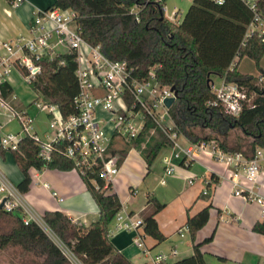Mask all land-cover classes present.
<instances>
[{
	"label": "trees",
	"instance_id": "obj_1",
	"mask_svg": "<svg viewBox=\"0 0 264 264\" xmlns=\"http://www.w3.org/2000/svg\"><path fill=\"white\" fill-rule=\"evenodd\" d=\"M255 2L257 17L264 21V0ZM134 6L138 7V21L129 14ZM50 8L75 12L81 37L92 46H99L109 59L125 61L138 78L147 77L153 69L158 84L171 87L176 94L169 115L176 133L187 141L215 140L224 151L240 152L246 159L253 158L257 148H264V70L260 67L264 42L257 31L249 34V26L258 25V21L244 0H224L221 5L210 0H192L185 13L187 20L238 43V62L231 69L205 64L199 56L197 40L165 18L161 7L146 0H54ZM243 59L253 63L259 71L258 77L238 70ZM75 71L73 55L58 56L43 62L40 73L28 86L37 100L57 106L60 115L67 117L76 114L73 104L78 94ZM21 72L27 75L25 70ZM212 76L236 83L246 90L250 105L245 106L238 117L227 116L219 108L206 105L213 99L208 85ZM0 91L4 98L13 94L9 84L2 85ZM152 128L154 125L148 123L139 138L130 144L142 158L147 173L158 155L171 146L167 137L157 129V137H149ZM127 151V148L118 151L119 164L126 158ZM8 152L22 176L16 186L22 195L29 191L31 170L70 172L74 169L73 163L60 152L53 154L50 163L41 162L38 148L29 138L20 141L18 151ZM80 178L98 209V220L83 226L62 212L46 211L42 221L82 264H132L108 238L112 221L122 207L117 194L111 185L105 189L96 173ZM164 207L156 197L148 194L145 209L140 214L144 236L157 244L165 241L156 221V215ZM211 209L212 205L208 204L187 217L185 225L189 228L192 254L177 262L163 264H205L202 247L210 243L212 237L200 243L195 242V238L208 223ZM23 219L19 208L10 212L0 208V253L18 251L21 255L41 260L35 264H70L39 225L33 221L24 224ZM252 232L264 236V220L255 223Z\"/></svg>",
	"mask_w": 264,
	"mask_h": 264
},
{
	"label": "built area",
	"instance_id": "obj_2",
	"mask_svg": "<svg viewBox=\"0 0 264 264\" xmlns=\"http://www.w3.org/2000/svg\"><path fill=\"white\" fill-rule=\"evenodd\" d=\"M210 1L217 5L224 2ZM244 1L255 13L258 21V25L249 26V34L257 31L264 42V21L257 17L256 2ZM23 2L24 0H8L12 9L18 8ZM146 2L164 10V0ZM129 14L134 15L138 21L137 6L132 7ZM177 14L178 12H173L167 19L174 23ZM76 19L77 14L71 10H36L32 14L26 37L20 36L15 40L0 43V87L9 84L14 73L28 84L40 73L43 62L63 55H73L75 58V78L78 85V94L73 100L76 114L62 117L55 105L42 101L33 103L35 108L47 117V128L43 136L35 131V118L13 105L16 97L11 95L4 98L0 91V111L8 115L9 121H16L18 125L17 132L1 135L0 148L18 151L20 141L29 138L38 148V158L41 162L50 163L53 154L60 152L65 159L73 163V171L79 177L96 173L104 182V188L108 189L109 185H113L120 172V166L125 161L119 164L118 151L124 147L128 149V153L136 151L130 144L137 140L148 123H151L154 128L149 130V135H154L157 129L171 143L169 153L161 157L165 176L174 174L178 163L189 167L199 156H208L235 171L231 177L233 196L244 204H257L264 219V196L259 192L264 148H257L253 158L246 159L240 152L224 151L215 140L191 143L178 135L169 115L170 108L164 104L166 99L175 97L176 100L174 90L171 87H161L154 77L153 69L147 77L138 78L134 75V69L125 61H113L106 57L99 46H92L81 37ZM22 70L27 72L26 76ZM208 85L213 94V99L206 104L210 108H219L223 114L236 118L245 106L250 105L246 90L236 83H227L221 79L219 86H215L213 81H209ZM179 138L187 144L181 146ZM240 173L241 177L238 176ZM192 182L193 180L188 181L189 184ZM211 183L212 180L206 182V186ZM129 191L132 196L138 193L134 187ZM0 192L4 193L5 210H15L16 205L12 203L14 190L2 183ZM202 194L206 196L207 189ZM51 196L57 202H63L55 192H52ZM30 221L41 227L70 264H82L46 227L42 218L27 219L24 216V224ZM121 232L134 234L133 246L148 260L146 264L169 262V257L164 254H151V250L143 241L142 220L135 218L122 207L112 221L108 237ZM188 233L187 225L177 230L180 238ZM171 255L175 256L176 251L172 250Z\"/></svg>",
	"mask_w": 264,
	"mask_h": 264
},
{
	"label": "crops",
	"instance_id": "obj_3",
	"mask_svg": "<svg viewBox=\"0 0 264 264\" xmlns=\"http://www.w3.org/2000/svg\"><path fill=\"white\" fill-rule=\"evenodd\" d=\"M53 2L54 0H24L18 8L12 9L8 0H0V43L15 40L20 36L26 37L32 14L36 10L50 8ZM197 50L199 56L201 52L214 51L213 53H217V49L213 46H207L198 41ZM260 67L264 70V58L260 63ZM13 75L19 76L17 73ZM9 85L12 88L11 82ZM12 95H14V91ZM15 102H17V98ZM16 106L29 113L21 103L17 102ZM38 115H35V131L38 135L43 136L46 128L41 129L39 128L40 124L36 125ZM7 118L0 113V138L2 134L9 133L6 127L10 121ZM184 142L186 143L185 140ZM121 147L124 146L121 145ZM124 149L126 147L122 150ZM132 152L135 151L129 153L127 151L125 161L123 160L124 162L122 161L123 163L120 166L121 172L124 170V165ZM167 153H169L168 148L161 152L158 163L160 179L157 187L151 190L146 189L139 201H136V197L130 198L129 196L124 197L122 202L120 201L122 208L125 207L128 213L138 218L145 209L148 194L156 197L160 203L165 205L164 209L156 215L159 230L165 237V241L160 244L156 242L150 244L151 254H164L169 257V263L189 257L192 254V242L191 239L190 241H184L189 233L187 236L180 238L177 230L185 226L188 216L195 215L208 204H211L213 209L210 211L209 221L196 234L195 238V242L200 243L204 239L212 237V241L202 247L205 254V264H264V236L252 232L254 224L262 222L264 219L257 204H244L233 196L231 177L235 171L215 162L208 156L202 155L189 167H184L178 163L174 174L165 176L161 157ZM136 155L140 156L138 153ZM150 173L151 171L147 173L145 169V176ZM190 174L194 177L189 179L188 175ZM238 176L241 177L242 174L240 173ZM30 177L29 191L26 194H20L16 190V186L22 179L21 173L10 153L0 148V187L2 183H5L14 190L12 203L22 211L25 218L35 217L41 219L46 211H59L73 222H78L83 226H88L98 220V209L83 181L73 170L70 172L46 169L42 171L31 170ZM189 180H193L192 184L188 183ZM211 180L212 183L206 186V182L208 183ZM114 183L112 185L113 192H115ZM44 185H47V187ZM169 189L172 190L170 195L168 193ZM205 189L208 191L206 196L202 194ZM52 192L62 198L63 202H57L51 196ZM259 192L264 196V165L261 166L259 176ZM137 195H139V192ZM3 198L4 193L0 192V201ZM170 199L180 201V209L182 214L185 212L186 217L183 221L175 219L173 222H169L168 226H171V229L169 232H164L166 226L161 223L159 215L168 208ZM65 202L66 204L62 205ZM80 202L85 205V208L76 209ZM133 236V233L121 232L108 238L115 249L122 253L132 264H146L148 260L133 246ZM166 243L167 247L163 248ZM172 250L176 251L175 256L171 255Z\"/></svg>",
	"mask_w": 264,
	"mask_h": 264
},
{
	"label": "rangeland",
	"instance_id": "obj_4",
	"mask_svg": "<svg viewBox=\"0 0 264 264\" xmlns=\"http://www.w3.org/2000/svg\"><path fill=\"white\" fill-rule=\"evenodd\" d=\"M192 0H165L163 14L165 18H168L172 15V12H178L177 16L174 19V23L181 26L185 29L190 35H192L198 42L201 44H206L207 46H213L217 49V53H213L214 51L201 52L200 57L203 62L207 65H219V67L223 69H229L231 66L235 65L238 62L236 57V52L238 48V43L228 37H225L221 34H218L212 30H209L205 27H202L196 23H193L185 18V13L190 7ZM234 59V60H232ZM239 71L245 74H250L252 76H259V71L255 69L253 63L249 59L241 60L239 66ZM215 86H219L221 83V78L212 76L211 77ZM12 88L14 91V95L17 98V102L21 103L24 109L29 111V115L35 118V115L39 114L36 117V125L40 124L39 128L45 129L47 128V117L45 113L39 112L33 103H39L42 100L38 99L37 96L31 91L28 84H26L19 76H12ZM17 102H13V105H16ZM17 107V106H16ZM19 108V107H18ZM5 117H8L7 114L0 111ZM6 119V118H5ZM9 119V117L7 118ZM7 125V131L15 133L18 131V125L16 121H10ZM157 133L155 132L152 137H157ZM163 134V133H162ZM164 135V134H163ZM150 137V135H149ZM148 140V139H147ZM179 144L181 146H185L186 143L183 139L179 138ZM132 155L129 156L127 162L125 163V168L121 172H119L118 176L115 179L114 187L115 192L119 196L120 201L124 199V197H136V201L142 199V194L146 189L151 190L157 187L160 176L159 159L161 153L158 155L156 160L154 161L151 167V173L148 176H145V168L144 162L142 158L137 154V152L130 153ZM142 160V161H141ZM214 162V161H213ZM79 176V175H78ZM189 179L193 178V175H188ZM130 187H134L139 192V195L132 196L130 194ZM168 192L169 195L171 194ZM182 195V194H181ZM168 208L164 210L160 215L159 219L162 224H165L164 232H169L171 226H168L169 222H173L175 219L178 221H183L185 219V212L182 214L180 209V201L173 199L168 202ZM66 202L62 205H65ZM61 205V206H62ZM135 207H137L135 205ZM85 208L82 202H80L79 206H76V209ZM126 209L125 207H123ZM128 212V211H127ZM137 216H135L136 218ZM138 218V217H137ZM80 224L78 222H74ZM187 236V234H186ZM144 244L147 248L150 249V244L155 243L153 239L150 237L144 236ZM184 241H190L189 236L186 237ZM167 247V243L163 245V248ZM157 253V252H155ZM159 254V253H157ZM156 255V254H155ZM40 262L41 260H37L32 258L31 256L21 255L18 251H8L0 253V264H35V262Z\"/></svg>",
	"mask_w": 264,
	"mask_h": 264
},
{
	"label": "water",
	"instance_id": "obj_5",
	"mask_svg": "<svg viewBox=\"0 0 264 264\" xmlns=\"http://www.w3.org/2000/svg\"><path fill=\"white\" fill-rule=\"evenodd\" d=\"M173 90V89H172ZM176 96V94H174ZM175 102V97L174 98H169V99H166L164 101V104L167 108H171V106L174 104ZM4 203H5V200L3 199L1 202H0V208H3L4 206Z\"/></svg>",
	"mask_w": 264,
	"mask_h": 264
}]
</instances>
